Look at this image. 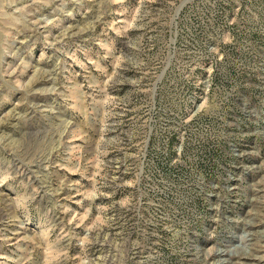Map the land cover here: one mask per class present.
I'll list each match as a JSON object with an SVG mask.
<instances>
[{"label":"rangeland","instance_id":"obj_1","mask_svg":"<svg viewBox=\"0 0 264 264\" xmlns=\"http://www.w3.org/2000/svg\"><path fill=\"white\" fill-rule=\"evenodd\" d=\"M0 264H264V0H0Z\"/></svg>","mask_w":264,"mask_h":264}]
</instances>
